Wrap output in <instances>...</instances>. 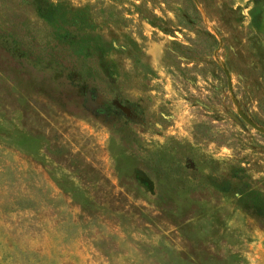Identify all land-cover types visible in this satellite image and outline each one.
<instances>
[{"label":"rangeland","instance_id":"obj_1","mask_svg":"<svg viewBox=\"0 0 264 264\" xmlns=\"http://www.w3.org/2000/svg\"><path fill=\"white\" fill-rule=\"evenodd\" d=\"M0 264H264V0H0Z\"/></svg>","mask_w":264,"mask_h":264}]
</instances>
